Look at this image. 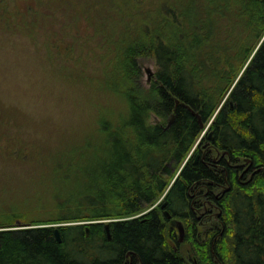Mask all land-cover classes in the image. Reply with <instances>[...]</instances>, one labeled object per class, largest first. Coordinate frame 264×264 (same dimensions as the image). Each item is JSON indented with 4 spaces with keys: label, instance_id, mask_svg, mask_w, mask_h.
I'll list each match as a JSON object with an SVG mask.
<instances>
[{
    "label": "trees",
    "instance_id": "16d2710c",
    "mask_svg": "<svg viewBox=\"0 0 264 264\" xmlns=\"http://www.w3.org/2000/svg\"><path fill=\"white\" fill-rule=\"evenodd\" d=\"M1 23L47 47L96 112L48 157L0 106V158H37L51 173L26 201L0 197V264H128L127 253L132 264H187L150 209L169 190L170 209L186 211L195 182L224 183L223 171L188 158L204 129L185 104L205 126L214 118L234 157L264 165V0H0ZM142 57L158 67L150 89ZM231 177L226 229L188 237L200 261L214 250L223 264H264V173ZM31 200L43 208L20 206Z\"/></svg>",
    "mask_w": 264,
    "mask_h": 264
},
{
    "label": "rangeland",
    "instance_id": "374dc122",
    "mask_svg": "<svg viewBox=\"0 0 264 264\" xmlns=\"http://www.w3.org/2000/svg\"><path fill=\"white\" fill-rule=\"evenodd\" d=\"M40 45L35 44L20 30L12 32L2 29L1 23L0 106L5 108L7 115L21 117L26 124L22 127L29 132L36 149L40 148L42 154L51 157L52 154L67 149L70 135L76 130H81L85 123L93 119L96 108L88 100L92 96L82 91L84 87L73 85L69 77L64 78L59 68H54L52 60L47 58V47ZM54 62L55 65L58 64L57 61ZM140 64L143 72L141 82L146 89H150L156 80L157 64L150 57H142ZM149 68L154 72L152 80H149ZM100 99L103 100V96ZM213 119L210 120V124ZM204 134L202 133L199 138ZM192 151L193 149L188 158ZM22 162L24 163L0 158V197L6 201L13 203L26 201L30 195L29 191L40 188L43 182L51 181L48 166L39 159H25ZM165 195L153 206L160 204ZM20 206L28 212L39 206L43 208L41 202L37 203L36 200H31L29 204L22 203ZM57 224L59 223L54 225ZM177 232L180 234L178 229ZM204 236V231L200 232L201 240L205 238ZM184 241L181 254L191 260L197 259L199 254L196 253L198 250L196 241Z\"/></svg>",
    "mask_w": 264,
    "mask_h": 264
},
{
    "label": "flooded vegetation",
    "instance_id": "af4514ba",
    "mask_svg": "<svg viewBox=\"0 0 264 264\" xmlns=\"http://www.w3.org/2000/svg\"><path fill=\"white\" fill-rule=\"evenodd\" d=\"M229 103L233 108L234 103L232 101ZM215 131L212 124H210L205 134L196 142L190 157L194 158L195 163L202 160L209 168L219 172L223 171L224 183H220L219 181L216 182L215 180H200L199 182H195L189 187L188 194L191 204L186 211H182L181 209L179 211L170 209V200L168 199H164L160 204L150 209H157L159 211L161 221L169 233V247L174 252L181 251V246L183 244V241H180V234L177 232L179 221H182L185 227L186 235L184 242L190 240L188 237L190 229H196V239L201 238L200 232L202 231H204L205 235H209L214 231L223 232V230L226 229L225 218L227 216L225 213V198L236 188L232 181L231 172H233V174L236 173L237 180L243 184L249 183L253 175L264 173V165H262V163H253L252 159L244 155L238 154L234 157L231 151L226 149L221 143V139L215 136ZM246 174H248V178L244 179ZM204 182H207V185H205ZM166 201L168 202L166 206L163 207ZM147 212L148 211L144 214H147ZM144 214L142 213L137 217ZM201 227H204V229ZM88 231L90 232V229H88ZM218 237L219 235L216 239H218ZM109 240H112V235L109 236ZM199 252L201 254L200 250ZM211 257L212 261L206 260L205 262H203L202 259L200 262L198 257L197 259L192 258V260L187 257L185 259L187 264H214L215 261L219 264H223L214 250L212 251ZM126 261L128 264L133 263L130 253H127Z\"/></svg>",
    "mask_w": 264,
    "mask_h": 264
},
{
    "label": "water",
    "instance_id": "95a60500",
    "mask_svg": "<svg viewBox=\"0 0 264 264\" xmlns=\"http://www.w3.org/2000/svg\"><path fill=\"white\" fill-rule=\"evenodd\" d=\"M148 72H149V80H152V77L154 75V72L150 68L148 69ZM179 103H180V100L177 99V106L179 105ZM185 106L187 108H189L196 117H198L199 122H200V127L202 129H205L206 126H205V123H204L201 115L198 112H196L194 109H192V107L190 105L185 104ZM166 204H167V201L163 204V207H165ZM167 214H169V213H167ZM60 225H63V224H60ZM55 227H56L55 228L56 237H57V239H58L59 242H62L61 230H60V228H59L58 225H55ZM105 227L107 229L108 235L111 236V232H110V222H106L105 223ZM178 230L180 232V241H183L184 238H185V234L186 233H185V227H184V224H183L182 221H179Z\"/></svg>",
    "mask_w": 264,
    "mask_h": 264
},
{
    "label": "bare ground",
    "instance_id": "6f19581e",
    "mask_svg": "<svg viewBox=\"0 0 264 264\" xmlns=\"http://www.w3.org/2000/svg\"><path fill=\"white\" fill-rule=\"evenodd\" d=\"M261 41H262V40H261ZM184 163H185V162H184ZM170 188H171V186H170ZM170 188H169V189H170ZM168 191H169V190H168ZM168 191L166 192V194L168 193ZM167 202H168V201H167ZM141 214H142V213H141ZM143 214H144V213H143ZM137 216H138V215H137Z\"/></svg>",
    "mask_w": 264,
    "mask_h": 264
}]
</instances>
